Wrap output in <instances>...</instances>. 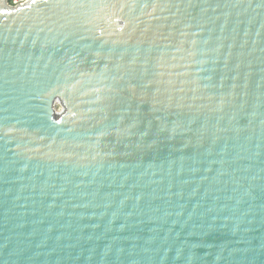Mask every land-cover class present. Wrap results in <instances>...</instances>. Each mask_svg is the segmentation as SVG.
<instances>
[{"label":"water","instance_id":"obj_1","mask_svg":"<svg viewBox=\"0 0 264 264\" xmlns=\"http://www.w3.org/2000/svg\"><path fill=\"white\" fill-rule=\"evenodd\" d=\"M8 1L0 264H264V0Z\"/></svg>","mask_w":264,"mask_h":264},{"label":"built area","instance_id":"obj_2","mask_svg":"<svg viewBox=\"0 0 264 264\" xmlns=\"http://www.w3.org/2000/svg\"><path fill=\"white\" fill-rule=\"evenodd\" d=\"M27 1L28 0H9L8 3L11 6H17V5L23 4V3L27 2Z\"/></svg>","mask_w":264,"mask_h":264},{"label":"rangeland","instance_id":"obj_3","mask_svg":"<svg viewBox=\"0 0 264 264\" xmlns=\"http://www.w3.org/2000/svg\"><path fill=\"white\" fill-rule=\"evenodd\" d=\"M56 109H57L58 111H60V105H59V104L56 106Z\"/></svg>","mask_w":264,"mask_h":264}]
</instances>
